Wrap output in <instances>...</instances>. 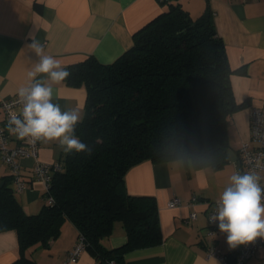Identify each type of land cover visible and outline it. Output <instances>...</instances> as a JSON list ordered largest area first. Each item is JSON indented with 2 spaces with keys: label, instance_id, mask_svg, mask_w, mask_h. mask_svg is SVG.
<instances>
[{
  "label": "trees",
  "instance_id": "trees-1",
  "mask_svg": "<svg viewBox=\"0 0 264 264\" xmlns=\"http://www.w3.org/2000/svg\"><path fill=\"white\" fill-rule=\"evenodd\" d=\"M68 85L86 89L85 112L75 135L91 154L65 153L62 170L51 175L54 201L27 214L11 178L0 184V231L14 230L18 257L10 264H38L26 254L46 247L64 221L84 237L95 264H125L130 251L163 240L154 196L129 194L126 172L143 161L180 159L195 168L220 169L229 161L228 125L246 107L235 99L226 50L213 13L197 18L177 4L133 35L119 58L93 56L69 65ZM117 223L126 241L104 242Z\"/></svg>",
  "mask_w": 264,
  "mask_h": 264
},
{
  "label": "crops",
  "instance_id": "crops-1",
  "mask_svg": "<svg viewBox=\"0 0 264 264\" xmlns=\"http://www.w3.org/2000/svg\"><path fill=\"white\" fill-rule=\"evenodd\" d=\"M171 3L188 11L192 18L210 8L230 68L241 70L230 75L236 101L248 104L229 119V144L237 154L240 143L249 135L250 108L264 101V0H0V97L14 96L20 87L29 84L27 74L38 60L29 47L30 33L44 45V54L54 56L64 68L90 56L101 63H110L132 46L138 30L168 10ZM37 79L51 83L43 74ZM52 87L53 102L62 110H79L82 119L85 87L68 85L65 81ZM14 144L10 142L11 146ZM65 153L57 141H39V161L62 164ZM18 161L27 185L15 195L27 214H35L44 205V186L33 177L34 158L20 157ZM236 173V165L230 158L217 170L195 168L180 159L146 160L131 167L124 177L126 189L132 195L155 197L163 240L158 245L126 253L125 264H222L219 257L208 255L211 244L233 259L242 245L231 248L227 234L219 228L214 237L208 236L207 218L213 202L219 201L221 193L231 184L230 177ZM8 175V167L0 159V182ZM173 198H179L182 205L168 207ZM205 201L210 204L205 205ZM192 211L197 216L187 221ZM78 233L76 226L66 220L46 247L37 245L26 254L38 264H64ZM125 241L124 230L117 224L104 242L108 247H117ZM260 255L252 256L245 264H261ZM17 257L16 232L0 231V264H10ZM95 262L94 256L84 250L69 264Z\"/></svg>",
  "mask_w": 264,
  "mask_h": 264
},
{
  "label": "clouds",
  "instance_id": "clouds-1",
  "mask_svg": "<svg viewBox=\"0 0 264 264\" xmlns=\"http://www.w3.org/2000/svg\"><path fill=\"white\" fill-rule=\"evenodd\" d=\"M29 47L37 54L35 68L28 72L29 84L17 91L18 103L22 109L17 114L9 111L7 129L19 139L29 138V143L37 141H57L67 153L87 152L91 147L75 135V127L81 121L77 109L62 110L53 102L52 84H60L68 79L70 72L62 67L52 55L44 54L42 45L34 35L29 34ZM43 74L48 81L37 79ZM261 176L253 171L233 174L231 184L219 198L217 214L210 220L218 221L220 232L227 234V244L231 248L264 238V186Z\"/></svg>",
  "mask_w": 264,
  "mask_h": 264
},
{
  "label": "built area",
  "instance_id": "built-area-1",
  "mask_svg": "<svg viewBox=\"0 0 264 264\" xmlns=\"http://www.w3.org/2000/svg\"><path fill=\"white\" fill-rule=\"evenodd\" d=\"M164 1V0H159ZM22 109V105L18 103L17 93L14 96L0 97V159L5 163L9 170L14 193L22 192L27 182L23 179L21 166L18 159L20 157L34 158L32 168L33 177L43 183V199L47 204L54 201L49 193L51 175L54 172L62 170V164L59 162H42L37 159L39 141L35 144L29 143V138L19 139L15 134L10 133L7 129L9 119V111H14L17 114ZM14 141V145L10 142ZM238 159L241 165L243 174L248 171H253L261 176V185L264 186V101L260 105H254L249 110V135L246 140H243L238 148ZM196 198L193 197L192 201ZM209 205V201L204 202ZM261 203L264 204V196ZM182 202L179 198H173L168 201V207L174 208L181 206ZM187 205V204H186ZM219 201L213 202V207L208 213L207 234L214 237L218 231V221L213 223L210 218L217 214ZM197 214L195 211L187 215V221L194 220ZM86 243L82 235H78L75 245L69 250L65 256L64 264L75 262L81 253L85 250ZM260 253L261 264H264V238L257 237L253 242L244 244L237 251L232 261L227 255H222L214 244L208 248L209 256L219 257L222 264H245L252 256ZM108 264H114L108 262Z\"/></svg>",
  "mask_w": 264,
  "mask_h": 264
},
{
  "label": "water",
  "instance_id": "water-1",
  "mask_svg": "<svg viewBox=\"0 0 264 264\" xmlns=\"http://www.w3.org/2000/svg\"><path fill=\"white\" fill-rule=\"evenodd\" d=\"M228 154H229V158L232 162L235 163L236 165V169H237V173H240L241 175H243V172L241 170V165L238 159V155L236 154V152L234 150H232L231 148L228 149ZM3 182H0V184H2ZM230 261H232L233 259L230 258Z\"/></svg>",
  "mask_w": 264,
  "mask_h": 264
},
{
  "label": "rangeland",
  "instance_id": "rangeland-1",
  "mask_svg": "<svg viewBox=\"0 0 264 264\" xmlns=\"http://www.w3.org/2000/svg\"><path fill=\"white\" fill-rule=\"evenodd\" d=\"M117 224H119V223H117Z\"/></svg>",
  "mask_w": 264,
  "mask_h": 264
}]
</instances>
